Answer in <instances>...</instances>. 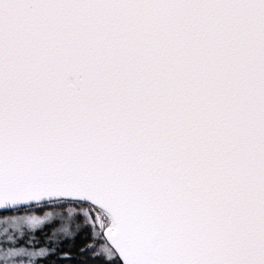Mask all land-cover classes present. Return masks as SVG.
Returning <instances> with one entry per match:
<instances>
[{"label":"snow or ice","instance_id":"obj_1","mask_svg":"<svg viewBox=\"0 0 264 264\" xmlns=\"http://www.w3.org/2000/svg\"><path fill=\"white\" fill-rule=\"evenodd\" d=\"M77 256L264 264V0H0V264Z\"/></svg>","mask_w":264,"mask_h":264},{"label":"trees","instance_id":"obj_2","mask_svg":"<svg viewBox=\"0 0 264 264\" xmlns=\"http://www.w3.org/2000/svg\"><path fill=\"white\" fill-rule=\"evenodd\" d=\"M86 239V234H82L81 239L77 240V244H81ZM66 247H71V244L66 245ZM84 259V257L77 256L72 264H80V262ZM50 264H57V258L53 257Z\"/></svg>","mask_w":264,"mask_h":264},{"label":"rangeland","instance_id":"obj_3","mask_svg":"<svg viewBox=\"0 0 264 264\" xmlns=\"http://www.w3.org/2000/svg\"><path fill=\"white\" fill-rule=\"evenodd\" d=\"M50 263H51V261H50Z\"/></svg>","mask_w":264,"mask_h":264}]
</instances>
